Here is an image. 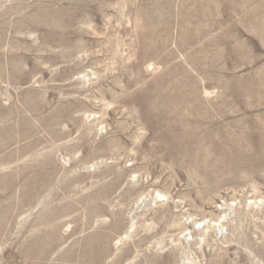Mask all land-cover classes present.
<instances>
[{
  "label": "rangeland",
  "instance_id": "1",
  "mask_svg": "<svg viewBox=\"0 0 264 264\" xmlns=\"http://www.w3.org/2000/svg\"><path fill=\"white\" fill-rule=\"evenodd\" d=\"M230 135L264 141V0H0V264H264Z\"/></svg>",
  "mask_w": 264,
  "mask_h": 264
},
{
  "label": "bare ground",
  "instance_id": "2",
  "mask_svg": "<svg viewBox=\"0 0 264 264\" xmlns=\"http://www.w3.org/2000/svg\"><path fill=\"white\" fill-rule=\"evenodd\" d=\"M261 18V17H260ZM263 26V25H262ZM256 31V30H255ZM198 32V31H197ZM188 74V73H187ZM84 77V76H83ZM159 96V95H158ZM155 104V103H153ZM159 108V107H158ZM156 110V109H155ZM154 110V111H155ZM157 111V110H156ZM173 112V111H172ZM173 114V113H172ZM259 131V130H258ZM242 135V134H240ZM263 135V134H262ZM229 136V135H228ZM261 141V140H260ZM246 140L244 141L243 136L235 138L233 136L230 135V137L226 138V140L224 141L223 146H220L222 148V150L224 149V153H225V160L229 161L231 159H236V158H241V156L244 154V146H264V141L261 142L259 144V142L257 141L256 137H252V142H250V144L245 143ZM258 143V144H257ZM205 147V146H204ZM254 147V149H255ZM202 148V147H201ZM220 148V149H221ZM199 149V148H198ZM219 149V148H218ZM247 149V148H246ZM245 149V150H246ZM253 149V148H252ZM200 150V149H199ZM256 150V149H255ZM258 150V148H257ZM201 151V150H200ZM207 151V150H206ZM247 151V150H246ZM251 151V150H250ZM221 152V151H220ZM258 153V152H257ZM260 153V152H259ZM252 154V153H251ZM205 155V154H204ZM213 155V154H212ZM210 154V156H212ZM244 156V155H243ZM247 155H245V157H247ZM252 156V155H251ZM264 156V155H263ZM209 156L207 155V158ZM253 157V156H252ZM220 158V157H219ZM243 158V157H242ZM248 159V158H246ZM208 160V159H207ZM252 160V159H251ZM217 161V160H216ZM245 161V160H244ZM211 163V162H210ZM229 167V165H228Z\"/></svg>",
  "mask_w": 264,
  "mask_h": 264
}]
</instances>
